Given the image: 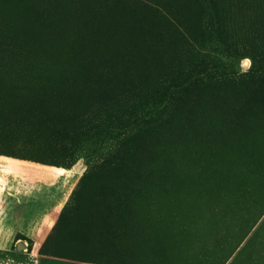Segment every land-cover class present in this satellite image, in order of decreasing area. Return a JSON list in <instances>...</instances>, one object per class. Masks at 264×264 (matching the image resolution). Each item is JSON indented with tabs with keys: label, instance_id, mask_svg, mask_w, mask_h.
Masks as SVG:
<instances>
[{
	"label": "rangeland",
	"instance_id": "1",
	"mask_svg": "<svg viewBox=\"0 0 264 264\" xmlns=\"http://www.w3.org/2000/svg\"><path fill=\"white\" fill-rule=\"evenodd\" d=\"M0 264H264V0H0Z\"/></svg>",
	"mask_w": 264,
	"mask_h": 264
},
{
	"label": "water",
	"instance_id": "2",
	"mask_svg": "<svg viewBox=\"0 0 264 264\" xmlns=\"http://www.w3.org/2000/svg\"><path fill=\"white\" fill-rule=\"evenodd\" d=\"M20 247H22V245L21 246H18V248H20Z\"/></svg>",
	"mask_w": 264,
	"mask_h": 264
}]
</instances>
